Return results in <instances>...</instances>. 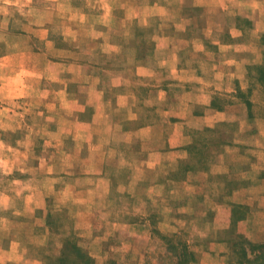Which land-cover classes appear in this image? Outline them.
Masks as SVG:
<instances>
[{
	"label": "crops",
	"instance_id": "1",
	"mask_svg": "<svg viewBox=\"0 0 264 264\" xmlns=\"http://www.w3.org/2000/svg\"><path fill=\"white\" fill-rule=\"evenodd\" d=\"M257 2L260 8L255 11L232 4L223 7L213 0L155 3L156 17L162 20L153 28L170 30L159 38L154 36L156 54H163L157 59L183 62L185 69L177 70L179 73L192 71L190 62H205L200 65L203 69L200 76H205V80L194 83L185 80L188 74L184 77L179 74L176 84L179 88L172 81L170 86L162 87H166L161 91L162 99H176V110L167 107L147 118L140 102L137 106L132 104L138 109L137 114L128 118L130 122L122 123L137 124V128L124 129L126 141L139 145L138 155L142 158L127 179L136 174L134 178L125 182H114L112 178L105 182L98 178V171H93V179L82 184L76 179L81 173L78 168L59 173L64 174L59 199L63 205L76 208L70 209L73 214L69 218L75 223V229L60 234L63 242L59 245L58 257L64 252L66 238H73L99 264H107L110 259H116L118 264H165L158 259L163 245L156 233L159 229L156 222L168 221L175 230L193 234L194 222L202 220L205 227L195 234L204 238L205 245L193 248L198 254L194 264H249L242 263L237 244L242 234L253 243L264 244V118L247 115V105L233 95L242 88L233 78H238L237 83L241 85L242 77L248 75L243 71L247 64L261 60L262 54L255 56L264 45V0ZM227 81L234 83L227 84ZM141 88L139 84L138 90ZM187 92L198 95L188 98L184 96ZM218 97L221 104L216 105L214 101ZM77 99L83 104L79 96ZM90 102L86 96L85 105H92ZM82 124L85 122L78 117L65 123ZM195 145H201V154L192 153L199 149ZM203 153L205 157L201 158ZM173 174L179 177L171 178ZM167 197L174 207H159L167 203ZM116 205H121L122 212L116 214L122 217L111 211ZM241 205L247 206L245 214L241 212ZM130 206L137 207L130 212ZM49 210H42L40 217L34 214L31 217L40 230L21 231L13 224L15 228L11 227L2 236L0 228V264H14L7 258L13 242L18 245L17 254L24 258L20 264H51L49 256L38 257L31 251L38 242L35 238H45L41 245L49 238L46 224ZM15 218L10 215L8 220ZM2 219L7 218L0 219V226ZM179 223H182L180 227ZM44 226L46 229H42Z\"/></svg>",
	"mask_w": 264,
	"mask_h": 264
},
{
	"label": "rangeland",
	"instance_id": "2",
	"mask_svg": "<svg viewBox=\"0 0 264 264\" xmlns=\"http://www.w3.org/2000/svg\"><path fill=\"white\" fill-rule=\"evenodd\" d=\"M161 1L107 0L112 10L107 24L100 19L104 15V9L97 0H33V15L22 17L19 12H15L8 18L7 25L3 23L5 17L0 14V36L3 37L0 39V60L12 65L23 64L27 72L34 74L30 79L26 78L25 82L30 83L35 92L47 93L46 96L34 95L18 101L22 107L10 110L6 116L0 117V121L10 125L7 128L0 127V141L19 154L13 172L8 176L0 173V193L7 194L13 201L10 210L0 209V219L7 218L1 220V234H7L15 224L21 231L40 230L41 227L31 217L33 214L40 217L42 210L50 208L46 221L50 230L49 238L43 241L44 245L40 242L45 238H35L38 242L31 251L38 257L49 256L47 259L51 264L59 261L56 254L63 242L60 234L71 233L75 229V223L69 218L73 214L70 209L76 207L63 205L59 199V187L63 186L64 180V174L59 173L78 168L81 173L76 179L82 184L93 179V171H98V178L101 177L105 182L112 181V178L114 182L134 178L136 174H131L127 179L131 169L142 158L138 155L139 145L126 141L128 136L124 129L137 128V124L122 123L130 122L128 118L137 114L138 109L135 110L132 104L140 102L146 117L168 108L176 110V99H162L164 93L161 91L166 89L162 87L170 86L169 81H172V85L179 88L176 85L180 80L179 74L181 77L188 74L185 80H193L194 83L205 80V76H200L203 70L200 65L205 62H190L193 64L192 71L179 73L177 70L185 69L183 62L157 59V56L163 54H156L158 50L154 36L159 38L170 31L153 28L162 20L154 12L155 3L162 5ZM132 13L134 15L129 18ZM80 16L86 18L83 23L79 20ZM145 20L147 23H144ZM147 26L150 27L146 28ZM262 41L264 43V37ZM258 57L261 58L260 62L249 63L243 70L248 75L242 77L241 85L237 83L238 78H233L236 85L242 86L233 95L247 105V115L250 118H264V83L260 79V68L264 67V45L255 56ZM51 76L56 79H50ZM139 84L142 86L140 90ZM197 95L196 92H187L184 96L191 98ZM77 96L82 100V105ZM86 96L92 105H85ZM220 100L218 97L214 103L219 105ZM111 105L113 110L110 109ZM123 105L130 107L122 109ZM3 108L9 109L10 105L5 103ZM76 117L85 124L65 125ZM118 121L121 123H117ZM225 134H228L227 129ZM195 146L199 149L192 150V153L201 154V145ZM5 155L15 159L6 150ZM203 157L205 153L201 155ZM21 168L28 171L21 172ZM170 177L175 179L179 175L173 174ZM17 180L20 184H12V181ZM68 180L71 182L72 179L67 178L66 181ZM46 182H51L50 188L46 186ZM26 183H31L33 190H25L17 197L16 189ZM29 195L33 197V201L26 206L25 199ZM165 200L168 203L170 199L167 197ZM167 203L159 207H174ZM116 206L111 211L115 216L122 217L116 214L122 212L121 205ZM135 207L137 206H130V212ZM241 207L242 214H245L247 206ZM10 215L16 218L9 222ZM204 222H194L193 234L179 232L178 228L175 230L168 221L156 222L159 228L156 233L163 245V251L158 254L159 263L197 262L198 254L193 248L205 245V240L195 232H199ZM180 224L182 223L178 227ZM42 229H46L45 226ZM238 241L242 263L264 264V244L253 243L243 234ZM63 246V251H66L63 255L67 256L70 263L99 264L83 245H79L77 241L74 243L73 238H66ZM187 246L195 255L192 260L184 254ZM107 264L118 263L116 259H110Z\"/></svg>",
	"mask_w": 264,
	"mask_h": 264
},
{
	"label": "clouds",
	"instance_id": "3",
	"mask_svg": "<svg viewBox=\"0 0 264 264\" xmlns=\"http://www.w3.org/2000/svg\"><path fill=\"white\" fill-rule=\"evenodd\" d=\"M97 3L104 9V15L100 18L102 22L107 24L110 19L111 8L107 0H97ZM213 3H217L220 6L227 7L228 4H232L236 7H250L253 11L257 8H260V4L257 0H228L226 3L225 0H213ZM33 0H0V14H3L5 17L3 23L7 25L8 18L13 16L15 12H19L22 17H28L34 14V8L32 7ZM27 9V11H26ZM134 15V13L130 14ZM84 16H80L79 20L81 23L85 21ZM144 23H147L145 20ZM0 39H3L0 36ZM33 73L27 72L24 69L23 64L12 65L6 61L0 60V117L6 116L8 111L22 107L18 101L26 98L33 97L34 95L46 96L47 93H37L31 89L30 83H26V78L33 77ZM50 79L55 80V76H51ZM62 95V94H61ZM7 103L10 105L9 109L3 108V105ZM51 107V106H50ZM0 127H10V125L4 124L0 121ZM5 150L13 154L15 159H10L5 155ZM19 160V154L11 148H8L3 141H0V173L4 176H8L13 172L17 161ZM43 166V165H42ZM21 172L28 171V169L21 168ZM51 171V169H49ZM12 184H20V181H12ZM51 182H46V186L50 188ZM25 190L32 191L33 186L31 183H26L23 187L16 189V196L20 197L21 193ZM26 206L31 205L33 197L29 195L26 197ZM13 206L12 199L5 193H0V209L7 210ZM30 210V209H29ZM19 214V213H17ZM18 245L12 243V252L7 258L11 261H14V264H20L23 261V255L17 254Z\"/></svg>",
	"mask_w": 264,
	"mask_h": 264
},
{
	"label": "trees",
	"instance_id": "4",
	"mask_svg": "<svg viewBox=\"0 0 264 264\" xmlns=\"http://www.w3.org/2000/svg\"><path fill=\"white\" fill-rule=\"evenodd\" d=\"M260 79H261V81L264 83V67H261L260 68ZM75 243V242H74ZM186 247V246H185ZM189 247L187 246V248H185V251H184V254L185 255H188L190 258H191V260L192 259H194V253L192 252V251H190L189 249H188ZM78 250L81 252L82 251V249L81 248H78ZM65 252L66 251H64L63 252V254H65ZM63 254H61V257H59V261L58 262H54V263H52V264H90V263H83V262H80V263H77V262H75V263H70V261H68L67 260V256H65V255H63ZM63 255V256H62ZM60 260H61V262H60Z\"/></svg>",
	"mask_w": 264,
	"mask_h": 264
}]
</instances>
